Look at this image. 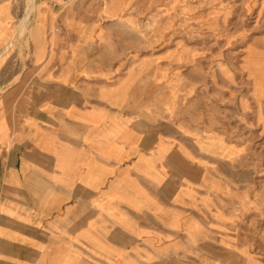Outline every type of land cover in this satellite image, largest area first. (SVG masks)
I'll return each instance as SVG.
<instances>
[{"label": "crops", "instance_id": "1", "mask_svg": "<svg viewBox=\"0 0 264 264\" xmlns=\"http://www.w3.org/2000/svg\"><path fill=\"white\" fill-rule=\"evenodd\" d=\"M64 1L0 6L17 32L26 18L14 47L29 74L23 108L0 104V264L242 256V168L200 144L177 74L102 25L129 16L119 0Z\"/></svg>", "mask_w": 264, "mask_h": 264}, {"label": "rangeland", "instance_id": "2", "mask_svg": "<svg viewBox=\"0 0 264 264\" xmlns=\"http://www.w3.org/2000/svg\"><path fill=\"white\" fill-rule=\"evenodd\" d=\"M119 1L129 16L98 18L102 25L114 19L136 56L149 52L160 59V72L177 74L182 104L199 106L191 115L204 129L200 144L223 158L221 168H242V256H215L213 264H264V0ZM34 2L0 0V6L31 11ZM25 20L17 32L18 18L0 16V104L12 109H22L27 94L28 66L15 63L14 47L27 40Z\"/></svg>", "mask_w": 264, "mask_h": 264}]
</instances>
